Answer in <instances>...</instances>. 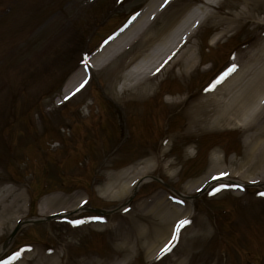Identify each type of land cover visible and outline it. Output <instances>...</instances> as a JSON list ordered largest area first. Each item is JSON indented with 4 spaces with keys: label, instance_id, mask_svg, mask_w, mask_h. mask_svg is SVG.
Instances as JSON below:
<instances>
[{
    "label": "rangeland",
    "instance_id": "obj_1",
    "mask_svg": "<svg viewBox=\"0 0 264 264\" xmlns=\"http://www.w3.org/2000/svg\"><path fill=\"white\" fill-rule=\"evenodd\" d=\"M199 1L172 0L146 33H156ZM147 2L0 0V204L14 201L12 217L0 227V248L17 220L83 204L112 210L25 223L0 250V260L8 258L0 264L17 261V251H38L50 264H264V179L252 183L233 173L249 172L236 166L245 151L241 127L186 128V109L211 79L235 55L243 60L261 46L264 9L233 23L206 22L195 34L198 66L188 74H177L176 65L161 70L149 79L152 93L135 94L146 77L139 74L122 88L120 75L148 52L146 33L118 55L95 53ZM243 2L223 0L210 10L223 16ZM227 25L225 36L209 45L214 31ZM92 56L99 58L98 67L85 71L83 86L61 99L67 77ZM262 60L257 55L255 64ZM167 94L181 101L169 102ZM212 150L221 156L216 166ZM124 170L127 179L144 170L169 188L157 180L143 182L116 208L129 194L104 193L119 185L110 184ZM205 172L211 185L187 190ZM159 203L179 208L175 218L185 213L182 221L188 223L150 247Z\"/></svg>",
    "mask_w": 264,
    "mask_h": 264
},
{
    "label": "bare ground",
    "instance_id": "obj_2",
    "mask_svg": "<svg viewBox=\"0 0 264 264\" xmlns=\"http://www.w3.org/2000/svg\"><path fill=\"white\" fill-rule=\"evenodd\" d=\"M172 0H148L146 5L139 11L134 20L129 24L127 29L120 34L117 38L109 41L104 47H102L96 55L112 56L116 55L118 51H122L129 45L136 42L146 30L151 26L154 19H158L162 9L168 6ZM220 1L223 0H200L199 3L193 5L187 12L168 20L161 26L160 30H156V33L150 31L146 33V37L150 41L151 46L148 52L141 55L133 65L121 73L120 85L124 88V85H128L139 74L143 75L146 82L138 83L140 86L136 90H140L135 94L152 93L153 88L150 87V78H152L161 70L168 71L173 66H177V74H188L192 69L198 66L199 58L196 53L195 39H190L196 34L197 30L203 26L206 22L212 23L213 27L220 25L222 22L233 23L240 18H244L250 15H257L264 9V0H243L244 7L237 9L234 12L226 10L225 14L229 17H225L216 14V9L211 11L210 8H218ZM251 1V2H250ZM263 2V6L258 7L257 2ZM250 2V6H249ZM201 3V4H200ZM200 4V5H199ZM234 5V3H233ZM229 8V6H227ZM233 7V6H232ZM163 22V20H162ZM264 24V15L259 21ZM160 26V25H159ZM223 30H216L209 38L208 44L215 45L229 29V25L225 26ZM129 31V32H128ZM154 34V36H153ZM120 37V38H119ZM121 44V46H120ZM120 46L119 48H117ZM117 48V49H116ZM195 48V49H194ZM257 55L263 57L260 64L256 65ZM100 58V59H102ZM99 60L96 56L90 57L86 61V66H82L81 69L73 71L65 80L62 86L61 98L65 99L73 92H75L82 84L84 79V73L88 68L98 67L94 64ZM101 67V66H100ZM208 65L203 68H208ZM161 74V73H160ZM152 89V91H151ZM151 91V92H150ZM167 101L180 102L181 97L172 96L167 94ZM184 99V98H183ZM195 99L196 102L191 103L186 109L187 113V125L186 128L189 131H202L226 128L235 124L239 125L243 131V143L245 145V151L243 154V160H238L236 166L244 165L248 174L243 171H233L234 174H238L241 178H245L247 181L256 182L260 179H264V121L261 122V117L264 114V41L256 51H251L247 58L241 59V55H235L230 61L227 68L212 78L207 87L204 88ZM211 157L213 166H216L221 156L214 150ZM165 152L162 153L164 155ZM229 170V169H228ZM226 169V172H228ZM213 169H209L211 173ZM125 170L122 171L117 177L119 181L110 184L118 183L114 185V188L109 191L106 188L107 196H122L136 185L137 182L148 181L149 175L144 170L138 172L130 178L125 177ZM208 172H205L203 176L198 178L194 184L186 185L187 190L189 186L195 188L200 185L203 188H207L210 184V176ZM218 172V171H217ZM215 171V175L218 177L220 174ZM209 177H206L208 176ZM109 186V185H107ZM190 190V189H189ZM14 207V201L0 204V227L2 223L12 217ZM166 207V208H165ZM162 206L161 203L154 208V217L158 221V227L153 228L152 235L150 237V247L154 242L160 238L166 237L171 232V226L177 220L176 214L179 213L176 206ZM40 210L39 212H42ZM12 212V213H11ZM185 214V213H184ZM183 216L180 217L183 218ZM170 223V224H169ZM144 232V231H143ZM142 229L137 233L143 234ZM8 242L4 244L2 250L8 246ZM122 248V244L116 245ZM26 256H29L25 264H50L44 260L38 251H32L27 254H20L18 260L12 264H22ZM92 264H106L95 260Z\"/></svg>",
    "mask_w": 264,
    "mask_h": 264
},
{
    "label": "snow or ice",
    "instance_id": "obj_3",
    "mask_svg": "<svg viewBox=\"0 0 264 264\" xmlns=\"http://www.w3.org/2000/svg\"><path fill=\"white\" fill-rule=\"evenodd\" d=\"M261 195H264V193H261ZM74 223H79V221H75ZM187 223H188L187 220H184L181 222V224H187ZM165 250H169V249H167V246H166ZM165 250H162L161 254H163V251H165Z\"/></svg>",
    "mask_w": 264,
    "mask_h": 264
}]
</instances>
